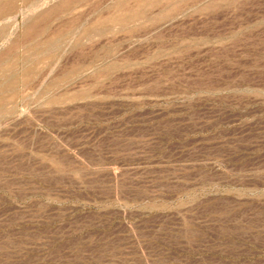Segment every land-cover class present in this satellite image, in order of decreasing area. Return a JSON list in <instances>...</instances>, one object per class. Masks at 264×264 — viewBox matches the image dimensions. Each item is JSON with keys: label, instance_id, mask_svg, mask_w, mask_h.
<instances>
[{"label": "rangeland", "instance_id": "rangeland-1", "mask_svg": "<svg viewBox=\"0 0 264 264\" xmlns=\"http://www.w3.org/2000/svg\"><path fill=\"white\" fill-rule=\"evenodd\" d=\"M0 264H264V0H0Z\"/></svg>", "mask_w": 264, "mask_h": 264}]
</instances>
